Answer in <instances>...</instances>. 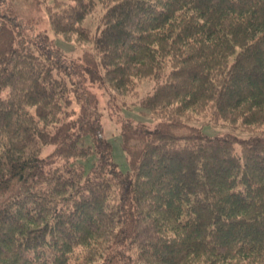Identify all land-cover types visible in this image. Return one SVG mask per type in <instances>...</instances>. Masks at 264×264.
<instances>
[{
	"label": "trees",
	"instance_id": "obj_1",
	"mask_svg": "<svg viewBox=\"0 0 264 264\" xmlns=\"http://www.w3.org/2000/svg\"><path fill=\"white\" fill-rule=\"evenodd\" d=\"M33 1L39 33L0 0V264H264V0ZM99 92L153 121L127 174Z\"/></svg>",
	"mask_w": 264,
	"mask_h": 264
},
{
	"label": "rangeland",
	"instance_id": "obj_2",
	"mask_svg": "<svg viewBox=\"0 0 264 264\" xmlns=\"http://www.w3.org/2000/svg\"><path fill=\"white\" fill-rule=\"evenodd\" d=\"M7 2L8 9L15 12L16 16L23 21V24H27L28 27H38L36 32H42L47 28V19L42 10L37 9L33 0H5ZM6 7V5L4 6ZM50 37L54 40L56 48L59 50L62 56L67 61H77L85 52L89 50V46L86 44H75L73 42L65 41L61 38ZM150 87L144 85L140 94L148 93ZM99 100V107L103 113V138L112 147V159L114 164L118 167L122 174L129 173V166L126 160L125 154L121 150L120 146V124L124 120H130L134 123H142L147 126H152L153 121L149 114L142 112L139 108L134 107V100L130 96L123 94H117L113 92H99L96 94ZM190 128L201 130L206 136L213 137L215 135L223 136L229 134L228 131L221 128L208 127L206 121L199 120L198 122L190 124ZM183 131H179L177 134L181 135ZM240 138H246L245 135L236 134Z\"/></svg>",
	"mask_w": 264,
	"mask_h": 264
}]
</instances>
